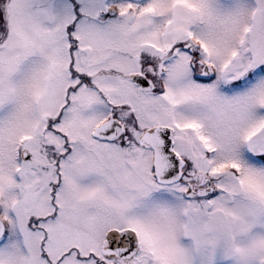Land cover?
<instances>
[{"label": "snow or ice", "instance_id": "1", "mask_svg": "<svg viewBox=\"0 0 264 264\" xmlns=\"http://www.w3.org/2000/svg\"><path fill=\"white\" fill-rule=\"evenodd\" d=\"M0 264H264V0H0Z\"/></svg>", "mask_w": 264, "mask_h": 264}]
</instances>
